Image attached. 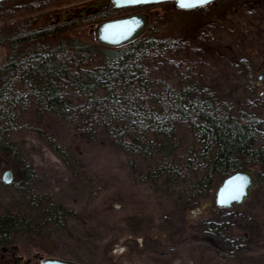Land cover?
Returning <instances> with one entry per match:
<instances>
[{
  "label": "rangeland",
  "instance_id": "1",
  "mask_svg": "<svg viewBox=\"0 0 264 264\" xmlns=\"http://www.w3.org/2000/svg\"><path fill=\"white\" fill-rule=\"evenodd\" d=\"M132 12L146 13L148 25L155 23L157 36L168 47L142 53L152 85L137 88L139 98L122 101L117 113L102 111L88 92L67 89L64 95L74 113L60 116L39 106L20 82L4 100L0 97V128L8 127L6 134L0 129V211L37 221L44 214L42 205L34 206L37 199H50L69 211L49 238L51 253L22 235L20 245H13L14 257L10 250L2 259L5 251L0 249V264H41L39 256L80 264H264V170L246 202L217 211L216 192L223 179L210 196L200 198L189 180L148 176L171 145L140 138L126 146L109 131L112 125L126 128L131 122L134 133L140 135V126L152 138L156 123H166L175 129L173 157L188 155L196 141L191 125L196 118L190 112H169L166 97L159 100L163 107L153 99L190 88L197 97L216 93L220 116L239 109L259 114L264 143V82L259 78L264 73V0H215L192 9L164 1L119 13ZM22 14L10 11L0 17V37L17 31ZM66 33L98 43L88 30ZM10 50L0 41L3 60ZM98 94L103 97L105 90ZM17 162L33 171L24 184L15 181ZM8 169L13 178L6 183ZM201 171L207 168L197 165L190 172ZM186 198L193 206L184 203ZM212 221L217 225L209 231Z\"/></svg>",
  "mask_w": 264,
  "mask_h": 264
},
{
  "label": "trees",
  "instance_id": "2",
  "mask_svg": "<svg viewBox=\"0 0 264 264\" xmlns=\"http://www.w3.org/2000/svg\"><path fill=\"white\" fill-rule=\"evenodd\" d=\"M157 34L158 29L153 23L135 40L117 47L84 42L80 37L60 30L16 31L7 38L0 37L1 43L9 45L11 49L0 64L1 100L5 99L15 82H20L30 88L39 106H45L60 116L67 117L74 113L75 106L64 95L67 89L88 92L87 97L91 98L92 103L101 105L102 111L117 113L116 108L122 101L127 102L129 98L134 102L139 98L137 88L148 89L152 85L141 63V55L149 49L168 47ZM99 89L105 90L103 97L99 96ZM165 97L169 112L177 111L182 116L190 112L196 118L191 123L196 141L188 155L179 159L173 157L171 150L175 148L172 143L175 129L172 125L156 123L152 138L147 135L150 131L140 126H137L141 130L140 135L134 133L136 129H133L131 122L124 125L126 128L109 127V131L116 132L126 146L138 142L140 138L158 141L160 145H171L163 159L149 168L148 176L157 179L164 176L165 180L171 181L189 180L190 187L197 190L200 198L210 196L218 180L241 168L253 167L259 184L258 174L264 170V143L258 133L262 122L259 114L239 109L220 116V100L216 93L197 97L190 88L170 90L153 100L161 107L159 100ZM0 129L2 133L8 132V127ZM89 134L92 135V131ZM4 143L7 147L10 145L8 141ZM7 150L9 153L10 149ZM17 164L15 181L24 184L32 176V168L23 163ZM197 165L204 166L207 171L197 174L190 172L193 169L197 171ZM42 202L41 199L33 202L36 207L42 205L44 211L37 221L20 212L0 211V249L6 247L7 251L14 250L13 245H20L18 237L25 235L37 241L43 252L51 253L49 238L56 228L64 225L65 214L69 211L50 199ZM199 202L198 199L195 204ZM184 203L189 206L192 202L186 198ZM214 209L219 211L222 207L215 202ZM211 223L209 231L215 230L217 225L216 222ZM6 264L19 263L9 260Z\"/></svg>",
  "mask_w": 264,
  "mask_h": 264
},
{
  "label": "water",
  "instance_id": "3",
  "mask_svg": "<svg viewBox=\"0 0 264 264\" xmlns=\"http://www.w3.org/2000/svg\"><path fill=\"white\" fill-rule=\"evenodd\" d=\"M1 1V0H0ZM164 1H173L174 4L183 9H192L195 7L205 6L215 0H148V2L133 3L131 0H110L107 4L115 7H123L128 5H141L160 3ZM182 4L189 5L182 7ZM148 26V15L143 12L133 13L130 15L118 17L115 19L105 20L101 22L95 32L99 42L109 46H121L129 43L139 37ZM3 61V54L0 51V64ZM264 82V73L259 76ZM13 178V170L8 169L3 175L6 183L11 182ZM258 185V179L252 167L241 168L226 176L219 185L216 192V204L220 207H232L246 202ZM15 248V246H12ZM4 251L6 247L2 248ZM21 258V257H20ZM41 264H80L75 261L66 260L54 256H39Z\"/></svg>",
  "mask_w": 264,
  "mask_h": 264
},
{
  "label": "flooded vegetation",
  "instance_id": "4",
  "mask_svg": "<svg viewBox=\"0 0 264 264\" xmlns=\"http://www.w3.org/2000/svg\"><path fill=\"white\" fill-rule=\"evenodd\" d=\"M108 1L110 0H1L0 17L6 16L10 11L22 12V19L17 27L18 32L39 29L60 30L63 32L70 29L76 31L88 30L96 38L95 32L101 22L135 13L121 14L119 12L136 5L115 7L107 4ZM1 29L3 30V28ZM97 42L109 46L98 40ZM7 253H9L7 250L2 253L1 258L5 259ZM11 253L14 257L15 251L11 250Z\"/></svg>",
  "mask_w": 264,
  "mask_h": 264
},
{
  "label": "snow or ice",
  "instance_id": "5",
  "mask_svg": "<svg viewBox=\"0 0 264 264\" xmlns=\"http://www.w3.org/2000/svg\"><path fill=\"white\" fill-rule=\"evenodd\" d=\"M131 2H133V3H139V2H148V0H131ZM203 2H207V0H203ZM182 7H188L189 5H187V4H182L181 5Z\"/></svg>",
  "mask_w": 264,
  "mask_h": 264
}]
</instances>
